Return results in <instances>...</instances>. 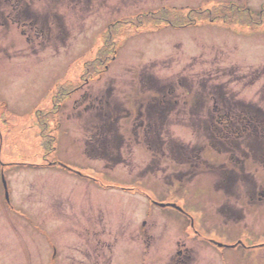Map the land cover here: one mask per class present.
<instances>
[{
  "label": "rangeland",
  "instance_id": "rangeland-1",
  "mask_svg": "<svg viewBox=\"0 0 264 264\" xmlns=\"http://www.w3.org/2000/svg\"><path fill=\"white\" fill-rule=\"evenodd\" d=\"M45 5L59 22L45 15L36 34L28 24H14L0 0V264H164L180 248H190L171 244L187 238L236 246L215 249L217 258L204 260L205 248L193 244L188 264H264V248L257 246L264 247V200L249 206L237 196L247 182L264 187L260 156L247 155L249 145L262 147L264 128L251 125L250 133L245 129L235 139L229 133L231 138L220 137L211 124L218 125L224 113L239 122L253 119L252 113L264 115V0H44ZM110 56L112 65L110 60L104 66L110 72L95 82L100 61ZM86 82L66 108H55L63 102L62 95L54 100L59 86L67 95ZM162 82L170 86L161 88ZM106 88L117 97L112 103L128 102L125 112L104 104L110 98ZM169 88L175 92L172 108L151 103L161 116L147 119L146 95L162 97ZM83 95L92 103L73 114ZM183 96H190V108ZM183 111H190L189 118ZM126 113L154 134L152 150L161 155L156 177L138 157L142 147L129 137ZM211 143L220 145L219 154L197 151ZM225 150L232 161L242 159L237 168ZM205 161L212 168L202 167ZM241 162L249 181L241 178ZM188 167L190 173L209 170L189 180L182 173L189 174ZM228 169L234 178L229 183L223 179ZM223 204H235L224 217L218 213Z\"/></svg>",
  "mask_w": 264,
  "mask_h": 264
},
{
  "label": "flooded vegetation",
  "instance_id": "flooded-vegetation-1",
  "mask_svg": "<svg viewBox=\"0 0 264 264\" xmlns=\"http://www.w3.org/2000/svg\"><path fill=\"white\" fill-rule=\"evenodd\" d=\"M16 1V2H15ZM3 2H6V5L7 7L9 8V11H7V15L8 18H10V20L12 21H16V25H19L21 24L22 26L28 24L32 29L33 31L37 33V29L41 30V27H43L42 23H43V19L45 20V15H48V19H50L51 21L53 22H59V16L56 14V12H49V13H46L49 6L48 5H45L43 7V4H44V0H3ZM42 7V8H40ZM25 10V11H23ZM34 15L35 17L38 16V17H41V20L38 19V21L36 22L35 18H32L31 20L33 21H29L28 20V15ZM20 20H25L24 22H21ZM35 22V24L33 23ZM36 25V26H35ZM61 26L57 27V28H60ZM31 28H30V31H31ZM18 30H20L18 28ZM150 81V83L152 85H154L155 83V80H153V78L150 76V78L148 79ZM170 81V79H169ZM171 82V81H170ZM203 83V82H202ZM201 83V84H202ZM172 85H174V83L171 82ZM159 86L161 88H164L166 86H170L169 83H165V82H162V84H159ZM174 89H170L169 88V91L165 93V96H162V97H155V96H150L147 100H149V104L147 106V109H146V112H147V116L146 118L149 119L151 118L152 116L154 115H160V113L157 111V110H154L155 108H153V106H149L151 103H158L159 104V108H162V106H160V104H164L166 105V107L170 110L172 107H171V104H172V101H171V95L173 93H175L173 91ZM182 99V104H184L185 108H190V96L189 97H186V96H183L181 97ZM132 104L138 106L136 107V109L138 110V115L140 116H143L144 117V113L140 112L141 108H142V104H139L140 102L138 103H135V100L131 102ZM121 107L122 108V104H119V103H115L114 105V108H119ZM123 109L125 110V108L123 107L121 109V112H125L123 111ZM105 113L107 112H104L103 114L105 115ZM185 117H188L190 116V111L189 112H182ZM194 113H195V117H196V111L194 109ZM137 114V113H136ZM152 115V116H150ZM124 118H127V122L129 127H131L130 129V132H129V137L131 136L133 138V142L135 143V145H139L142 147V152L141 154L138 156L140 157L142 160H141V163L145 164V166H147V168H150L152 169V174L153 176L157 175V171L156 169H159V165H160V159L159 157L161 155H159V152H154L152 149H155L154 147L151 146V140H152V136L154 135L153 132H150L151 128L150 127H147L146 126H143L141 124L142 121L139 122V124H137V117L134 116L132 113L129 114V113H126V115H123ZM161 116V115H160ZM222 117H231L228 113H224L221 115ZM218 116L215 117V114L213 115V119H216ZM221 117V118H222ZM234 117V116H232ZM105 118V116H104ZM220 119V118H218ZM164 122H166V120H164ZM163 122V124H164ZM214 122V121H213ZM163 127V126H162ZM216 129V128H215ZM125 142H127L126 140H124ZM141 144V145H140ZM154 145V144H153ZM218 145H202L201 148H198L197 151H202L203 149V152L209 150L210 152H213L214 154H217L219 153V151L217 150H214L215 148H217ZM235 148V147H234ZM250 151H247V155L249 156V153ZM162 154V159H163V156L165 155L166 156V153L164 150H162L161 152ZM169 154L171 156L172 153L169 152ZM146 156V157H145ZM131 157L133 158V162H136L134 160V157H133V153L131 151ZM197 158H200L197 157ZM232 156L231 157H228V162L229 160H231ZM135 159H136V156H135ZM241 160H239L237 158L236 161H232L230 162V164H233L234 162V165L237 166L238 164L240 165V162ZM201 162V158L199 160V163ZM141 163H138V166H141L142 164ZM206 164V166H202V167H205V168H212L209 163L210 161H205L204 162ZM242 163V162H241ZM242 170L245 169L243 163H242V166H241ZM188 171H189V174H187V172L185 173V170L184 172H182L183 174H185V177L189 178V180H193L194 178H196L197 175L203 173L204 171H201V172H193V173H190L192 171V168L191 167H188ZM232 172L230 170H226L225 171V174H224V177L227 176L226 180H228V183L231 181V179L233 178ZM246 173V172H245ZM187 174V175H186ZM244 176H247L246 174ZM243 177V176H242ZM241 177V178H242ZM234 179V178H233ZM246 193L243 194V200L244 201H247L249 199L250 202L254 201V200H257V202H260L262 203V200H264V190L263 189H260L259 192L257 193H251L249 192V186L246 185ZM228 212H230V209H228ZM189 218V217H188ZM147 226V224L145 223L144 226H141V227H145ZM150 227V226H149ZM150 229H148V232H149ZM194 235L196 234L195 232L193 233ZM150 238V235L148 234L147 236V239ZM141 243H144V244H151V239L150 241L148 240H139ZM171 244H175L177 247H180V244H192L191 246H189L190 248H180L179 250L176 251V253H173L170 255L169 257V260L167 261V259L165 258V262L164 264H188L192 258L190 256V251L193 250V249H196L193 244H201L200 248H205V249H202V253H203V258L204 260H215L217 258L216 254H215V249H221L223 251H230L232 248H235V246H231V245H223L219 242H211L209 240H205L203 242H195L193 240H191L190 238H187V241H184V242H181L179 240H176V241H173ZM225 244V243H224ZM226 244H232V243H226ZM263 248V247H261ZM207 249V250H206ZM167 257V256H166Z\"/></svg>",
  "mask_w": 264,
  "mask_h": 264
},
{
  "label": "trees",
  "instance_id": "trees-1",
  "mask_svg": "<svg viewBox=\"0 0 264 264\" xmlns=\"http://www.w3.org/2000/svg\"><path fill=\"white\" fill-rule=\"evenodd\" d=\"M252 115L254 116V118L251 119L250 121H248V120L244 121V119H243L240 122L236 118H233L232 116L231 117H222V118L218 119V125L215 122L213 123V127L214 128L218 127V129H219L218 132L220 133V137H222V138H225V137L231 138L229 136V134L233 135V137L235 139L237 137L242 138V136L246 133L245 129L248 130L250 133V129L253 128V127L250 128L251 125L256 127L258 130H259V127L264 128V116L263 115H255L254 113H252ZM234 117H236V116H234ZM234 119L237 123L232 122V120H234ZM214 133L215 132H213V134ZM256 134H258V131H255L251 135L255 136ZM256 146L257 145H249L248 149L254 158H257L260 156L259 162L264 166V141H263L262 147L260 149H258Z\"/></svg>",
  "mask_w": 264,
  "mask_h": 264
}]
</instances>
